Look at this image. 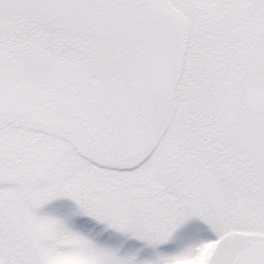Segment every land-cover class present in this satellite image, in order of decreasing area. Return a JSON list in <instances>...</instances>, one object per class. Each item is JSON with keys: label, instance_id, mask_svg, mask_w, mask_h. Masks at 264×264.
<instances>
[{"label": "snow or ice", "instance_id": "obj_1", "mask_svg": "<svg viewBox=\"0 0 264 264\" xmlns=\"http://www.w3.org/2000/svg\"><path fill=\"white\" fill-rule=\"evenodd\" d=\"M0 264H264V0H0Z\"/></svg>", "mask_w": 264, "mask_h": 264}]
</instances>
